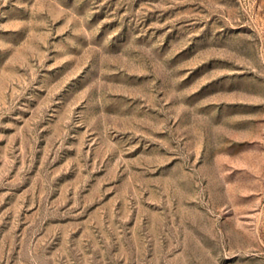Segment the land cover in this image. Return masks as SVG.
I'll return each mask as SVG.
<instances>
[{
  "label": "rangeland",
  "instance_id": "374dc122",
  "mask_svg": "<svg viewBox=\"0 0 264 264\" xmlns=\"http://www.w3.org/2000/svg\"><path fill=\"white\" fill-rule=\"evenodd\" d=\"M0 264H264V0H0Z\"/></svg>",
  "mask_w": 264,
  "mask_h": 264
}]
</instances>
